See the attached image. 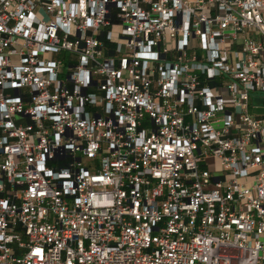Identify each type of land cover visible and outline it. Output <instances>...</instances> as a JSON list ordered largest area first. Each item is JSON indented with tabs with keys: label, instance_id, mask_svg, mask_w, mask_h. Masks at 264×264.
<instances>
[{
	"label": "built area",
	"instance_id": "obj_1",
	"mask_svg": "<svg viewBox=\"0 0 264 264\" xmlns=\"http://www.w3.org/2000/svg\"><path fill=\"white\" fill-rule=\"evenodd\" d=\"M257 97L264 0H0V264H264Z\"/></svg>",
	"mask_w": 264,
	"mask_h": 264
},
{
	"label": "rangeland",
	"instance_id": "obj_2",
	"mask_svg": "<svg viewBox=\"0 0 264 264\" xmlns=\"http://www.w3.org/2000/svg\"><path fill=\"white\" fill-rule=\"evenodd\" d=\"M118 30H119V28L115 29V34H116L115 35V39H117ZM65 71L67 72V69ZM253 106L264 107V98H262V97L255 98L254 101H253Z\"/></svg>",
	"mask_w": 264,
	"mask_h": 264
},
{
	"label": "crops",
	"instance_id": "obj_3",
	"mask_svg": "<svg viewBox=\"0 0 264 264\" xmlns=\"http://www.w3.org/2000/svg\"><path fill=\"white\" fill-rule=\"evenodd\" d=\"M215 170H217V167L215 166V168H214Z\"/></svg>",
	"mask_w": 264,
	"mask_h": 264
}]
</instances>
